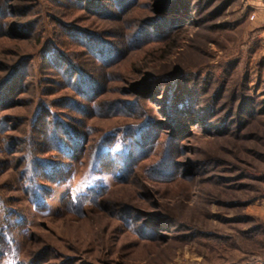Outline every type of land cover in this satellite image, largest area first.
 Wrapping results in <instances>:
<instances>
[{
    "label": "rangeland",
    "instance_id": "rangeland-1",
    "mask_svg": "<svg viewBox=\"0 0 264 264\" xmlns=\"http://www.w3.org/2000/svg\"><path fill=\"white\" fill-rule=\"evenodd\" d=\"M175 2L0 0V264H264V0Z\"/></svg>",
    "mask_w": 264,
    "mask_h": 264
},
{
    "label": "trees",
    "instance_id": "trees-1",
    "mask_svg": "<svg viewBox=\"0 0 264 264\" xmlns=\"http://www.w3.org/2000/svg\"><path fill=\"white\" fill-rule=\"evenodd\" d=\"M138 0H112L113 2V11L112 13L108 12L107 9L103 6V5H95L92 4L91 0L87 1L85 0L84 3V7L83 8H87L89 11H93L94 13H96L99 17L101 18H105L107 20H111L114 19L116 16L118 15H122L124 14L126 11H128L134 4H136ZM171 2V1H170ZM181 0H176L175 3L173 4H169V3H165L163 4V9H165L164 13H170L172 12L174 14V11L171 10V8H173L174 6H178L181 5ZM177 13V12H176ZM177 15V14H176ZM176 15L171 16V18H169L170 21H168L170 24H173V20H176V22H180V17H176ZM166 19L164 18V16H158L156 19H154L153 22H148L146 23V25L142 28L144 31L140 30L138 31V35H136V39L137 40H141V42H146V37L148 36H160V34H162L164 32V28L162 26H165V22ZM151 26V27H150ZM155 26V28L153 29V27ZM160 26V27H158ZM136 39L134 40H129V42L127 43L128 47H134L136 43ZM88 47H90V49L94 50L93 45L88 43ZM95 52V51H94ZM94 55V53L92 54ZM97 55V54H96ZM119 53L117 51H113V56L115 59V56H118ZM100 56V54H98V57ZM105 64V66H109L111 65L110 62L108 63H103ZM68 74V80H70L69 86L76 91L79 94V98H82V100H85L86 102H88V105H91L92 103H94V99L98 98L99 95V89H98V84L95 83L93 80L89 79V77L87 75H83L78 71H72ZM77 74V81L75 83H72L73 79H74V75ZM72 75V76H71ZM80 77V78H79ZM16 84V83H14ZM164 87H161V90H163ZM100 96V95H99ZM175 99L174 100H181V97L179 95H175ZM190 101H187L186 98L183 99V101L181 102V108H184V112H182L184 114V116L186 118H189L191 115L194 116H198V112L197 110H195L194 106H195V102H193L191 99H188ZM76 108H80L79 110H84L86 107H82L81 103L75 105ZM99 107V106H97ZM96 107V109H98ZM115 107L117 106H111L110 109L108 108L106 114H113V112L116 110ZM107 108V107H106ZM179 110V107L176 108ZM176 109H173L174 112H176ZM177 113V112H176ZM261 113L264 114V103H263V108L261 110ZM70 119V118H69ZM72 120V119H71ZM41 123L44 122V118L41 119L40 121ZM47 122V121H46ZM59 126V127H58ZM44 132L41 133V137L44 138L45 140H47V142L50 143L49 146V150L52 149V151H57L61 154H64L66 152V148L68 153L72 152V150L74 151H81V149L83 148V144L84 142L87 140V135L85 133H83V131H80L78 129L75 130L73 128H70V126L67 124H57V127L54 129L53 131V136L50 135L51 133V129L48 126V123L44 124ZM50 129V130H49ZM44 146H46L45 142L42 143ZM68 155L65 153L64 156ZM2 259V256L0 255V261Z\"/></svg>",
    "mask_w": 264,
    "mask_h": 264
}]
</instances>
